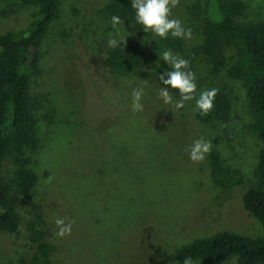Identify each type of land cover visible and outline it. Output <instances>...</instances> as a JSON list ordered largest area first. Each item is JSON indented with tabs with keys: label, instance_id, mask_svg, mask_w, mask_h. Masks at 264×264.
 <instances>
[{
	"label": "rangeland",
	"instance_id": "374dc122",
	"mask_svg": "<svg viewBox=\"0 0 264 264\" xmlns=\"http://www.w3.org/2000/svg\"><path fill=\"white\" fill-rule=\"evenodd\" d=\"M106 1L59 0V15L39 42L42 58L30 91L38 147L25 149L22 158L38 176L29 202L44 206L42 230L56 248L55 264H180V247L216 232L260 238L259 223L241 203L257 185L261 143L248 129L252 115L243 83L227 73L236 49L225 46L226 65L217 71L201 50L203 16L212 1L180 0L172 10L170 18L190 28L191 39L171 34L161 39L145 33L135 18L113 28L111 17L100 10ZM238 1L243 10L236 22L264 20V0ZM34 11L0 0V33L23 29ZM117 31L118 40L126 39L125 45L142 53L150 74L170 70L163 50L189 61L196 98L212 88L229 97L225 118L200 121L195 99L176 109L164 104L158 85L133 86L131 79L114 75L104 60L109 34ZM170 39L179 46L168 45ZM136 88L144 90V110L133 113ZM176 94L173 101L179 100ZM200 138L211 141L222 167L240 172L241 185L216 183L207 155L201 162L189 158ZM11 166L6 159L0 178L10 176ZM50 176L54 179L48 183ZM33 214L26 207L19 212L18 231L0 234V264H29ZM57 218L73 222L70 235H57ZM223 264H236V257Z\"/></svg>",
	"mask_w": 264,
	"mask_h": 264
},
{
	"label": "trees",
	"instance_id": "16d2710c",
	"mask_svg": "<svg viewBox=\"0 0 264 264\" xmlns=\"http://www.w3.org/2000/svg\"><path fill=\"white\" fill-rule=\"evenodd\" d=\"M203 16L201 50L213 71L226 65L225 46L236 49L237 59L227 68L230 77L242 81L252 120L248 129L260 141L261 149L256 167L257 185L248 189L242 199L245 212L257 221L262 230L260 238H249L233 232H216L180 247L176 258L183 264L191 257L196 264H223L236 257V264H264V20L239 23L243 4L238 0H209ZM21 6H33L32 19L23 29L0 33V166L11 159L10 176L0 178V234L15 233L20 222L19 212L26 207L34 212L30 223L29 264H55L56 248L42 230L44 206L29 201L38 176L30 169L28 159L22 158L25 149H37V114L30 99L33 75L38 70L42 54L40 40L49 25L59 15V0H13ZM102 14L119 16L121 21H133L135 11L131 0H107L100 8ZM172 47L175 40H167ZM32 50V56L29 55ZM104 65L114 75L131 79L133 86L148 82L165 87L159 76L150 74L142 53L134 45L120 44L109 48ZM137 86V85H136ZM172 95L178 91L169 89ZM177 95V94H176ZM229 97L218 91L213 108L207 115L195 110L200 121L225 118ZM66 146H60L64 149ZM207 162L213 180L232 188L242 184L239 171L222 167L218 152L211 148ZM89 167H93L89 165ZM22 264H27L22 262Z\"/></svg>",
	"mask_w": 264,
	"mask_h": 264
},
{
	"label": "clouds",
	"instance_id": "9594fccd",
	"mask_svg": "<svg viewBox=\"0 0 264 264\" xmlns=\"http://www.w3.org/2000/svg\"><path fill=\"white\" fill-rule=\"evenodd\" d=\"M180 0H131V7L135 11V21L142 26L145 33H151L153 36L167 39L169 34L175 38L191 39V29H185L181 20L177 18H170L172 10L176 8ZM122 23L119 16L111 17V24L116 28ZM120 35L119 31L113 35L109 34L108 46L116 48L121 43L125 44V40H118L116 37ZM163 61L169 66L170 70L165 71L159 75V80L165 86L159 90V97L164 104H173L176 109H181L185 106L186 101L195 99V107L199 110L201 115H207L213 108V101L218 94V89L203 90L199 97H195L196 93V76L190 70L189 61L173 54L168 50L162 52ZM169 89L176 90L179 93V100L173 101ZM144 95L143 88H136L132 91V111L133 113L142 112L144 106L141 103ZM211 141L204 138L197 139L193 142L189 149V158L193 162H201L205 156L211 151ZM54 177L48 178V183H51ZM72 223H66L63 218H57L55 224L57 225V235L63 238L71 234ZM183 264H194L191 257H185Z\"/></svg>",
	"mask_w": 264,
	"mask_h": 264
}]
</instances>
